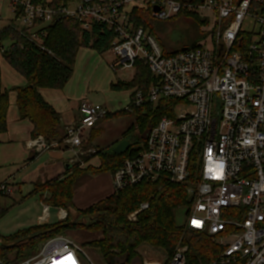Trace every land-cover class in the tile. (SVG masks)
Returning a JSON list of instances; mask_svg holds the SVG:
<instances>
[{
  "label": "built area",
  "instance_id": "built-area-1",
  "mask_svg": "<svg viewBox=\"0 0 264 264\" xmlns=\"http://www.w3.org/2000/svg\"><path fill=\"white\" fill-rule=\"evenodd\" d=\"M8 1L15 21L7 27L43 51L44 28L68 19L80 24L91 46L97 36L110 34L116 73L131 72L132 81L137 64L146 66L151 85L146 94L132 91L126 112L171 101L143 149L112 173L115 193L161 179L180 185L188 196L179 209L180 227L207 234L222 247L220 264H264V0H77L73 7ZM137 10L157 21L186 14L208 23L200 43L166 53L136 25ZM248 19L255 30L245 33ZM79 113V121L65 131L64 145L72 152L86 147L91 130L111 114L88 99L81 101ZM44 142L38 137L30 146L40 153ZM15 192L10 182L0 183V198ZM148 208L142 204L129 221L136 222ZM58 215L64 221L68 213L59 209ZM188 251L179 247L169 264H187ZM81 252L73 239L61 235L42 243L40 252L22 264H88Z\"/></svg>",
  "mask_w": 264,
  "mask_h": 264
},
{
  "label": "trees",
  "instance_id": "trees-1",
  "mask_svg": "<svg viewBox=\"0 0 264 264\" xmlns=\"http://www.w3.org/2000/svg\"><path fill=\"white\" fill-rule=\"evenodd\" d=\"M74 1L76 0H53L52 6L66 7ZM150 17L148 11H135V23L139 27L145 28ZM43 31L47 33L46 51L10 27L0 31V51L4 47L2 44L11 43L2 55L28 83L25 88L15 89L18 110L24 119L30 120L34 125L33 139L43 137L51 146L62 144L66 132L59 114L44 100L40 89H64L73 77L78 51L85 47L104 54L111 48L112 38L110 34L97 36L91 46L90 37L82 32L80 24L68 19L51 24ZM137 67V74L132 81L119 82L113 87L131 91L139 88L146 94L152 78L146 66L138 63ZM9 96V91H2L0 71V133L7 130ZM169 103L171 101H162L157 107L147 103L135 109L132 114L121 111L115 115L110 114L106 119L130 115L133 122L127 132L137 122L146 140L151 129L168 112L166 107ZM143 147L144 144H130L125 155L107 152L109 147L100 149L97 155L101 159V166L96 170L92 171L89 167L69 171L64 177L49 181L45 186H37L33 193L40 195L46 206L64 209L68 216L56 224L32 227L5 238L0 236V264H7L8 259L18 258L30 246H39L66 231L76 230L102 234L101 240L87 245L99 249L105 264H129L140 257L137 249L143 244L163 249L172 258L180 243L189 247L187 264H220L222 247L216 245L207 234L185 230L178 225L176 211L188 204V196L182 186L167 179L142 183L115 193L87 210L75 207L74 185L82 175L87 172L113 173L122 166L125 159L137 155ZM144 203H148L149 208L138 215L136 222L129 221V216ZM244 263L240 260L233 264Z\"/></svg>",
  "mask_w": 264,
  "mask_h": 264
},
{
  "label": "crops",
  "instance_id": "crops-1",
  "mask_svg": "<svg viewBox=\"0 0 264 264\" xmlns=\"http://www.w3.org/2000/svg\"><path fill=\"white\" fill-rule=\"evenodd\" d=\"M47 2L52 3L53 0H47ZM14 21L15 14L9 1L0 0V31L6 28L10 22ZM81 55L82 54H80L79 57L77 54L73 77L64 89H40V93L44 100L59 114L64 131H66V128L79 121V106L81 101L88 99L93 104L101 105L95 103L90 95L84 93V79L86 75H90L95 69L98 60H85ZM93 55L96 57L94 53ZM0 71L2 91H9L10 95L7 130L0 133V183L10 182L16 188L13 197L0 198V221L10 213H13L15 209L18 211L17 214H15V218H20L22 214H27L28 212L31 213L23 222H17V224L24 223L16 227V230L19 231L36 226L52 225L51 218L53 210L57 213L58 222H61L62 220L58 215L59 208L46 206L41 200L40 195H35L33 192L37 186H45L49 181L64 177L71 169L68 161L73 157V154H71L72 152L67 148H64V150L57 148V144H55V146L52 145L49 149L40 153L31 148L30 142L33 139L34 125L30 120L24 119L20 115L17 107V93L15 92L16 88H25L28 84L27 80L5 60L1 51ZM131 95L132 91L130 90V98ZM111 104L114 106L112 108H115V104ZM122 111H125V109ZM115 114L111 113V115ZM112 118H115V116L109 119ZM103 121L99 122L97 126L91 130V134L94 133L97 136V141L103 131ZM131 124L132 122L130 121V126ZM121 140L123 139H119L115 144H119L118 142ZM99 145L101 144L99 143ZM68 151L71 153H67ZM98 164L99 160L96 159L90 162L88 167H95ZM24 192L28 194L25 197H23V194H25ZM18 194H22L20 199L17 198ZM114 194L113 176L111 172H87L82 175L74 185V205L78 210H87L110 198ZM33 198L38 200L35 201ZM179 224L181 223H178V225ZM70 233L73 235L76 234V237L81 234H90L80 230L71 231ZM98 234L99 233L91 234V236H93L91 239H87L83 235L80 237L86 243H91L92 239ZM99 239H102V234ZM137 252L146 262L164 264V252L161 249L143 244L137 249ZM154 257L156 259H154ZM101 260L104 261L102 257Z\"/></svg>",
  "mask_w": 264,
  "mask_h": 264
},
{
  "label": "rangeland",
  "instance_id": "rangeland-1",
  "mask_svg": "<svg viewBox=\"0 0 264 264\" xmlns=\"http://www.w3.org/2000/svg\"><path fill=\"white\" fill-rule=\"evenodd\" d=\"M77 0L69 4L71 7L75 6ZM132 12V10H130ZM212 16V14H211ZM211 20V19H210ZM148 25L145 27L146 32L152 34L156 40L158 41L160 47L168 53L175 52L180 47L183 46H192L194 43L201 42V39L204 35V31L207 25V21L202 19L199 16H187L186 14H182L178 17H175L166 21H157L148 19ZM255 30V22L248 19L244 24V32L249 33ZM3 52L4 50L9 49L11 43L5 42L2 44ZM93 53L96 55L94 57ZM82 54V58L85 60L94 61L98 60L96 63L95 69L90 73V75H86L84 79V93L90 95L91 99L94 100L95 103L101 104L108 108L109 112L112 114L118 113L123 109H126L128 105L131 103L130 98V90L127 89H115L113 87L114 84L119 82H130L132 73H116L112 67L111 63L114 62L115 58L111 52H106L104 54L99 53L97 50L92 48H82L78 53V56ZM80 57V56H79ZM78 59V58H77ZM111 103L115 104V108H112ZM97 105V104H96ZM125 106V107H124ZM103 121V120H102ZM101 121V122H102ZM130 121L133 122V118L130 115L115 117L109 120L103 121L102 128L103 131L100 134L98 141L97 136L92 133L89 135V142L86 147H83L79 150H75L72 152V149L69 148L67 153L73 154L72 158L68 161V164L71 166L69 171H75L77 169H88L89 163L98 159L99 164L97 166H91V170L94 171L101 166V159L98 157V151L100 149H104V147H109L107 152L114 151V148L118 145L115 144L119 139H123L121 141H128L130 144H138L143 145L145 143V136L143 131L139 128V124L137 122L134 123L133 129H130L128 132L125 131L130 126ZM261 129H264L262 126ZM99 143L101 145H99ZM45 150L49 149L47 144H45ZM104 147H103V146ZM52 146V145H51ZM55 146V144H54ZM57 146V145H56ZM57 148L63 149L65 148L64 141L62 144L58 145ZM91 151V152H90ZM124 153L123 155H125ZM23 197H25L27 192H24ZM22 194H18L17 198H21ZM33 200L37 201L38 199L33 198ZM17 210L14 209L13 213H10L7 217H5L2 221H0V236L8 237L13 235L19 230H16L21 224H17L18 221L23 222L28 215H31L30 212L27 214H22L20 218H15L17 214ZM176 221L177 223H181L183 221V211H176ZM56 211H52L51 222L53 224L58 223ZM26 223V222H25ZM24 224V223H23ZM22 224V225H23ZM83 231V230H80ZM71 231H66L62 234V236H69L73 239L76 244L82 250L81 255L87 261L88 264H105L104 261L101 260V254L99 253V249L91 247L87 245L85 241L82 240L80 236H84L87 239H91V234H81L76 237V234H71ZM61 236V235H60ZM101 238V233L96 235L93 242H98ZM185 245L179 244L175 249V252L179 247H183ZM41 249V245L39 246H30L14 260L8 259L7 264H22L26 260L36 256ZM159 249V248H158ZM164 253V264H169L171 257L168 256L167 252L161 249ZM141 252V251H140ZM139 254V253H138ZM103 258V257H102ZM154 259H156L154 257ZM4 264V263H2ZM129 264H157L155 262H146L143 257H139L136 260L131 261Z\"/></svg>",
  "mask_w": 264,
  "mask_h": 264
},
{
  "label": "water",
  "instance_id": "water-1",
  "mask_svg": "<svg viewBox=\"0 0 264 264\" xmlns=\"http://www.w3.org/2000/svg\"><path fill=\"white\" fill-rule=\"evenodd\" d=\"M158 11V8L156 9ZM184 51H187L188 48H184L183 49ZM130 147V142L128 141H122L120 142L115 148H114V153L116 155H123L124 153L127 152V150L129 149Z\"/></svg>",
  "mask_w": 264,
  "mask_h": 264
}]
</instances>
